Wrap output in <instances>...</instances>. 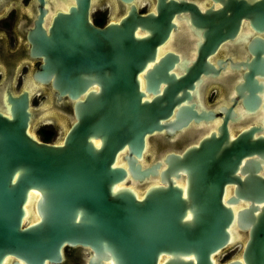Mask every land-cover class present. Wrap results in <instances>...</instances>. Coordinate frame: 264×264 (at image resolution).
<instances>
[{"label": "water", "instance_id": "1", "mask_svg": "<svg viewBox=\"0 0 264 264\" xmlns=\"http://www.w3.org/2000/svg\"><path fill=\"white\" fill-rule=\"evenodd\" d=\"M37 1L39 14L25 36L28 56L41 59L29 75L31 89L14 94L10 77L0 89V264H59L64 247L77 246L90 249L88 264H218L216 257L231 245V225L240 252L222 264H264V178L255 175L264 164V138H253L261 130L253 126L229 142L225 130L227 119L240 118L230 110L237 98L246 113L259 103L254 93L264 91V82L256 84L252 76L264 75L263 40L248 43L249 63L225 59L231 70L241 66L248 72L234 86L232 105L217 109L223 114L217 137L211 132L198 145L162 157L166 169L159 178L165 186H151L140 198L132 188L133 181L157 174L158 163L140 166L147 136L171 135L191 118H213L212 111L196 115L191 104L169 120L190 99L185 89H193L200 73L214 77L223 70L225 60H217L214 70L204 59L233 38L241 18L255 32L263 30L264 0H211L221 8L210 10L211 4L203 14L188 2L156 0V15H138L130 5L125 17L101 29L88 20L89 0H75L55 13L47 30L44 0ZM179 12L189 13L203 42L190 67L178 66L185 74L176 78L170 71L177 57H155ZM243 25L230 43L250 37ZM159 84L165 87L159 90ZM39 87L71 105L57 143L32 133L30 98ZM253 154L259 159L244 161L238 173L246 175L239 181L240 161ZM178 172L186 174L184 191L168 178H178ZM225 184H235L236 198L221 199ZM29 193L35 198L27 222Z\"/></svg>", "mask_w": 264, "mask_h": 264}, {"label": "flooded vegetation", "instance_id": "2", "mask_svg": "<svg viewBox=\"0 0 264 264\" xmlns=\"http://www.w3.org/2000/svg\"><path fill=\"white\" fill-rule=\"evenodd\" d=\"M166 2L168 0H165ZM178 1V0H173ZM193 4L200 14L212 4L210 10H217L221 8V5L217 2L211 0H181ZM246 2V0H243ZM259 1V0H254ZM156 0H130L129 2H123L121 0H89L88 8V20L96 28L101 29L105 27L108 23H117L121 18L127 15L130 5L135 9V12L138 15L145 16L148 13L156 15L155 10ZM39 5L37 0H0V75L5 76V81L2 85L6 83L9 77L15 74L17 71H20L21 74H30L37 69L41 64L40 57L31 58L28 56V49L30 44L27 42L25 36L28 30L33 29V21L36 20V16L39 14L37 6ZM75 6V0H44V5L41 6L45 10V16L43 17L42 28L45 30L48 29L55 13L59 12L64 7H73ZM188 12H179L178 15H175L173 18L174 29L171 30L170 35L167 37L165 43L158 48L156 53L155 62L159 58L163 57L165 53H171L177 57V62L173 63L170 73L178 78L185 74L184 68L178 66L185 65V68L191 66V62L195 61L197 56L196 50L203 38L201 36L202 32L196 30L189 22ZM245 24L243 25V22ZM242 25L245 33H251L250 37L245 43L241 42L239 44L230 43L232 42L242 30ZM140 34H143L139 31ZM259 38L264 41V28L261 32H255L249 25L248 19L241 18L238 24V29L236 34L232 39H225L221 41L215 48L212 54H209L205 57V61L213 67L214 70H217L218 66L216 65L217 60L224 62L225 59H228L231 63L245 62L247 58V63L250 62V59L253 57L248 50L247 45L252 38ZM260 57L264 59V54H261ZM225 60V65L222 69H219L217 75L211 77L210 75L199 74L197 79L193 81V89L187 90L190 96L189 100H184L178 107L173 109V115L169 120H173L175 113L180 106L192 105V109L196 115L200 111H207L213 114V118L207 121L199 120L196 123L193 122L192 118L189 120V123L186 127L177 131L171 135H168L164 132L154 133L146 137L145 148L142 155L143 163L140 164L142 168H150L151 165L158 163L157 173L155 176L148 177V180L139 183L134 182L132 188L134 189L137 197L140 198L145 190L151 186H165L160 184L159 174L161 171L166 169V164H164L161 158L166 156L169 153H182L191 146L198 145V142L203 137H208L211 132H214V137L216 138L218 132L216 131L217 127L222 123L221 118L223 114L218 113L217 109L224 107L228 109L233 101H229L237 96L234 91V86L238 83L243 82L242 74L248 72L247 68L238 67V70H231L229 68V61ZM152 63L148 65L151 67ZM252 79L256 80V84L259 82H264V75L262 77L252 76ZM165 87L164 84H159V90ZM1 89V87H0ZM50 97V106L47 109H43L35 114V124L41 121V125L36 131L35 137L41 142L44 140V132L51 133L50 141L45 143H51L52 139L55 136V125L51 122L46 121L45 117H49L51 111L54 112L62 111V117L67 123L69 120V114L71 113V105L67 101L57 102L48 87H39L37 88ZM259 98V103L253 112L246 113L244 107L241 104L242 97L237 98L235 103L232 105L230 110L234 117H238L234 122L229 121L225 122V130L227 133V140L230 142L235 138L241 131L249 129V127H260L261 130L252 133L253 138L258 136L264 138V110L262 109V104L264 102V91L261 94L254 93ZM32 102L30 101V106ZM48 110L47 112H45ZM52 111V112H53ZM48 114L47 116L42 115V113ZM263 123V124H262ZM259 157L255 154L251 156L244 157L235 172V176L238 177L239 181H242L243 177L246 174L240 175L238 173L239 168L243 165L245 160L253 159ZM264 162V158H263ZM260 170H258L255 175L260 179L264 178V164H259ZM178 178L169 176L168 178L181 188L183 191L186 186V174L178 172ZM235 184H225L223 186V193L221 199L223 201L228 200L233 197L236 198L233 194ZM225 196V197H224ZM240 203L246 202L245 200L239 199ZM231 236L234 235L233 226L231 228ZM235 240L232 242L234 243ZM231 243V244H232ZM90 249L82 247H64L62 251V261L59 264H88L90 258Z\"/></svg>", "mask_w": 264, "mask_h": 264}, {"label": "rangeland", "instance_id": "3", "mask_svg": "<svg viewBox=\"0 0 264 264\" xmlns=\"http://www.w3.org/2000/svg\"><path fill=\"white\" fill-rule=\"evenodd\" d=\"M19 72L20 71H17L15 74H13L10 77L12 81L10 85V89L14 94L20 92L24 87H31V85L28 83L30 72H27L26 74L25 73L21 74ZM5 78H6L5 76L0 75V87L3 86L2 84L4 83ZM30 101L32 102L31 108L34 112L51 107L49 95L46 94V92H43L39 89H35L31 92ZM47 111L48 110H46L45 112ZM52 111L50 115L46 114L45 112L42 113V115L45 114H46L45 116L48 115L49 117H45L46 118L45 120L55 125L56 133L51 143H57L61 140L64 130L67 127V124L64 118L62 117V111L59 110H57L58 112H54V111L52 112ZM37 121L38 120H36V124L32 128V133L34 134H36L37 129L41 125V121L40 122ZM239 252H240V243L235 241L226 250H224L216 257L215 262L218 264H222L230 259L237 257Z\"/></svg>", "mask_w": 264, "mask_h": 264}, {"label": "bare ground", "instance_id": "4", "mask_svg": "<svg viewBox=\"0 0 264 264\" xmlns=\"http://www.w3.org/2000/svg\"><path fill=\"white\" fill-rule=\"evenodd\" d=\"M30 89H31V87H30ZM33 198H35V195L33 193H29L28 198L26 200V203L24 205L25 215H24L23 221H27L28 222V220L30 218V210L29 209H30V207L32 205ZM232 226L233 225H231V228H232ZM235 238H236V236L232 234V236L230 238V243H232L235 240ZM8 260L9 259H5L4 262H3V264H8Z\"/></svg>", "mask_w": 264, "mask_h": 264}, {"label": "trees", "instance_id": "5", "mask_svg": "<svg viewBox=\"0 0 264 264\" xmlns=\"http://www.w3.org/2000/svg\"><path fill=\"white\" fill-rule=\"evenodd\" d=\"M44 140L45 142H49L50 141V137H51V133L49 132H44Z\"/></svg>", "mask_w": 264, "mask_h": 264}]
</instances>
